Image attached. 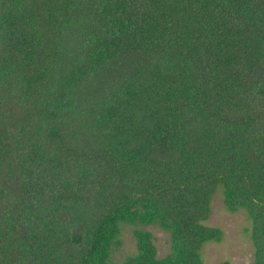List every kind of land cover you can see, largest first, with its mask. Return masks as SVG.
Here are the masks:
<instances>
[{"label":"trees","instance_id":"1","mask_svg":"<svg viewBox=\"0 0 264 264\" xmlns=\"http://www.w3.org/2000/svg\"><path fill=\"white\" fill-rule=\"evenodd\" d=\"M218 192L264 264V0H0V264H204Z\"/></svg>","mask_w":264,"mask_h":264},{"label":"rangeland","instance_id":"2","mask_svg":"<svg viewBox=\"0 0 264 264\" xmlns=\"http://www.w3.org/2000/svg\"><path fill=\"white\" fill-rule=\"evenodd\" d=\"M210 227H217L223 231V241L219 244H207L202 252L204 264H253V247L249 239L250 222L244 212L228 213L222 203L220 192L211 203V216L205 223ZM140 226L123 225L120 235L119 249L113 252L112 262L121 263L126 257L136 253L133 230ZM153 235L157 258L162 259L170 252L169 235L156 226L145 228Z\"/></svg>","mask_w":264,"mask_h":264}]
</instances>
